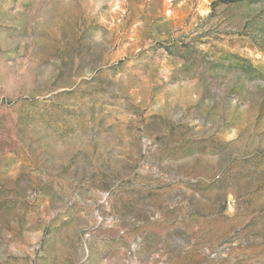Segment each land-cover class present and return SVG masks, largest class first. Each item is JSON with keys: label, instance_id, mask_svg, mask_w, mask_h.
<instances>
[{"label": "rangeland", "instance_id": "obj_1", "mask_svg": "<svg viewBox=\"0 0 264 264\" xmlns=\"http://www.w3.org/2000/svg\"><path fill=\"white\" fill-rule=\"evenodd\" d=\"M0 264H264V0H0Z\"/></svg>", "mask_w": 264, "mask_h": 264}]
</instances>
